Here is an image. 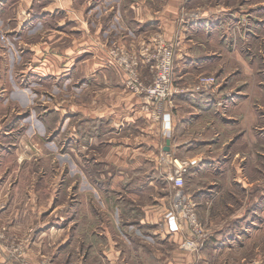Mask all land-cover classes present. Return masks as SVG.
Instances as JSON below:
<instances>
[{
  "label": "rangeland",
  "instance_id": "1",
  "mask_svg": "<svg viewBox=\"0 0 264 264\" xmlns=\"http://www.w3.org/2000/svg\"><path fill=\"white\" fill-rule=\"evenodd\" d=\"M82 1L77 0L69 6L64 0H10L0 18V217H3L0 221V264H34V261L52 260L60 249L59 242L44 244L39 240L35 245V230L51 222L65 225L71 216L74 222H80L81 212L88 210L91 214L104 209L115 211L112 202L98 201L96 195H107L108 191L110 196L121 193L122 201L127 204L128 194L133 192L140 195L134 201L136 206L144 208L150 207L149 196L156 194L159 187V184L150 187L149 181L146 183V180L140 179L137 186L130 187L131 192L128 189L114 192L110 188L104 192L97 180H107L119 174L118 171L112 172L113 134L118 136L115 138L122 145L126 144L124 141H130L129 137L135 134L133 124L122 119L114 128L110 127L111 133L102 138H97L96 132H90L84 144L80 127L87 117H83L81 109L87 108L97 116L100 103H103L99 99L104 98L101 87L106 74L96 69L97 62L100 66L108 63L121 69L126 75L124 89L146 99V107H154V113L157 104L172 101L175 95L184 91L177 83L180 75L175 60L177 41H158L152 35L150 41L131 42L130 46L113 41L111 37L101 38L97 43L94 36L88 38V43L81 37L84 23L80 7ZM169 1L173 2L178 19L188 12L186 0ZM255 2L245 0L247 21L230 30L234 31L231 37L233 53L237 51L247 59L250 77L246 79L254 85L249 91L261 94L259 101L252 103V113L257 117L252 129L260 132L258 146L262 144L263 147H258L257 151L254 148L249 153L229 155L228 158L238 162L242 160L241 167L244 164L250 169L245 177H258L260 182V178L264 179V10L248 9ZM43 11L52 14L46 16ZM42 15L46 16L43 21ZM258 16L262 22L256 23L253 18ZM95 28L90 27V32ZM167 47L172 55L173 94L167 100L154 103L148 99L143 88L151 85L162 59V48ZM97 48L102 52L101 56L93 57L92 52H87ZM143 68L148 71L147 75H143ZM240 75L237 71L233 81L235 76L238 78ZM190 77L192 79L186 84L194 83L199 93L211 92L218 85L216 75L211 73ZM204 78H212V85L200 87L199 82ZM229 102L226 99L218 103L223 114L227 110L225 107L232 106ZM75 128H78L79 134L74 133ZM71 134L77 136L72 137ZM129 145L124 148H130ZM164 159L162 155L157 156V162H160L158 168L169 181L173 170H162L163 165L167 166L163 164ZM182 161L189 164L187 159ZM190 168L189 164L183 177L182 191L186 197L189 194L184 190L190 186ZM253 180L255 182L256 178ZM246 183V192L240 186L228 187L232 191L228 211L224 210V198L209 205L208 212L213 218H204L193 198L188 197L195 204L197 224L207 234L205 242L234 244L231 249L229 246L227 250L216 253L215 258H225V264H264V182L259 186L249 185L251 181L247 180ZM192 188L199 186L195 184ZM242 193L247 195L246 202L240 198ZM175 194L172 193L170 211L174 208ZM241 201L244 202L242 212L239 211ZM217 206L222 210H217ZM234 211L240 216L232 217ZM229 215L232 218L226 217ZM12 217L13 221L8 225V219ZM61 219H67V222L60 223ZM220 227L221 232L217 231ZM226 227L229 230H224ZM241 227L247 231L241 230ZM181 230L187 233L184 224ZM186 237L180 235L179 248ZM203 246L195 254L202 252ZM82 254V249L73 244L72 249L65 252V257L68 262L72 260L73 264H77Z\"/></svg>",
  "mask_w": 264,
  "mask_h": 264
},
{
  "label": "crops",
  "instance_id": "2",
  "mask_svg": "<svg viewBox=\"0 0 264 264\" xmlns=\"http://www.w3.org/2000/svg\"><path fill=\"white\" fill-rule=\"evenodd\" d=\"M7 2L9 3L10 0H0V18ZM64 2L69 3L70 6L77 0H64ZM186 3L188 14L185 13L181 19H178L173 2L169 0H83L81 2L80 7L84 17L81 37L88 43L90 42L88 38L94 36L97 43L101 38L111 37L113 41L130 46L131 42L150 41L153 39L152 35L158 41H177L175 60L180 73L177 83L184 88V91L175 95L168 103L157 104L154 113V107H146V99L128 93L124 89L126 75L121 69L107 65L108 63L106 66L105 64L100 66L99 62L95 64L99 72L106 74L101 87L104 98L99 99V102L103 103H100L97 116L87 108L81 109V113H84L83 117H87L86 120H82L83 124L80 127L82 142L85 144L90 132H96L97 138L111 133L110 127L114 128L122 119L132 122L135 132L133 137H129L130 141H124L126 144H131L130 148H124L126 144L122 145L121 141L115 138L118 136L113 134L111 164L114 170L112 172L118 171L119 174L107 180L98 179L97 184L101 185L104 192L110 189L114 192L125 189L130 191V187L137 186L140 179L146 180V183L149 181L150 187L155 184V186L159 184V187L155 191L156 194L149 196L150 207L136 206L134 201L140 195L131 191L128 194L127 204L122 201L121 193L110 196L108 191L107 195L103 193L100 196L96 195L97 199L103 203L112 202L115 211L104 209L91 214L88 210L81 212L80 222H74L71 216V219H68L70 221L62 226L60 224L58 226L57 222L40 226L35 230L33 243L37 245L36 242L39 240L44 244L58 241L60 249L56 256L53 255L52 260L48 262L41 260L38 263L34 261V264H67L65 252L72 249L73 244L78 245L83 253L77 264L226 263L225 258L216 259V253L227 250L229 246L231 249L233 243L204 242L203 250L198 255L179 248L180 235L186 234L183 230L170 232L165 217L171 208L172 193L176 190L173 184L162 176V171L158 168L160 162H157V156L165 157L163 164L167 166L163 165L164 171L173 169L170 161L172 158L189 160L190 179L188 180L187 177L186 179L190 186L186 187L184 192L186 191L185 193L193 198L204 218L208 216L213 218L208 208L214 200L223 201L221 199L224 198V210H229L228 202L232 191L228 187L240 186L241 190L246 192L248 186L246 180L251 181L249 185L257 186L264 182L263 178H260L259 182V178L255 177L254 182L255 178L245 177L250 170L248 165L243 164L241 167L242 160L238 162L234 158H228L229 155L232 157L240 152L249 153L254 148L257 151L258 147H263L262 144L258 146L260 132L252 129L257 119L252 113V103L258 102L261 94L254 92L255 90L249 91L254 85L246 79L250 77V70L246 66L247 59L237 51L233 53L234 47L231 44L234 33L230 30L231 27L247 21L244 10L247 2L186 0ZM250 8L264 10V0H256L248 9ZM43 12L46 16L52 14L50 11ZM44 15L41 21L45 20ZM253 20L256 23L262 22L259 16ZM93 26L96 28L91 29L90 32V27ZM238 39L241 40V35ZM238 39L236 38L237 41ZM87 52H92L93 57L102 55L98 48ZM142 71L143 75H147L146 68ZM237 71L241 75L238 78L235 76L233 81L232 77ZM201 73L216 75L218 85L213 91L199 93L195 90L194 83L186 84L192 79L191 75L194 77ZM226 99H229L232 106L225 107L227 110L223 114L218 103ZM95 120L100 122L94 123ZM74 133L79 134L78 128L74 129ZM76 134H73L74 137L77 136ZM167 141L170 143L169 151L165 150ZM195 184L199 188H192ZM256 195L258 198V194ZM1 197L0 190V200ZM240 198L246 202V193H242ZM243 201L240 212L244 209ZM215 204L219 205V202L215 201ZM217 210L221 211L222 208L217 206ZM49 213L51 214V211ZM237 214L234 211L232 217L240 216ZM77 217L81 218L78 214ZM198 217L201 219L199 212ZM226 217L232 218L230 215ZM2 220L3 217H0V221ZM12 221L13 217L9 218L8 225ZM61 221L67 222V219H61L60 223ZM224 230L229 229L226 227ZM241 230L247 231L244 227H241ZM217 231L221 232V227ZM71 262L72 260L68 263Z\"/></svg>",
  "mask_w": 264,
  "mask_h": 264
},
{
  "label": "built area",
  "instance_id": "3",
  "mask_svg": "<svg viewBox=\"0 0 264 264\" xmlns=\"http://www.w3.org/2000/svg\"><path fill=\"white\" fill-rule=\"evenodd\" d=\"M172 55L167 48H162V59L157 65L154 79L151 85L145 90V94L152 102H161L167 100L172 94ZM213 83L212 78L201 79L199 84L200 87H209ZM175 91L174 94H176ZM165 159L163 160V162ZM173 174L169 179L172 182L176 194L174 197V208L166 214V222L170 232L181 231V227L184 224L187 230V237L180 244V248L184 251L196 253L200 250L204 244L207 234L203 233L199 224H197L195 216V204L189 201L182 191L183 177L189 164L182 160L172 158L170 159Z\"/></svg>",
  "mask_w": 264,
  "mask_h": 264
},
{
  "label": "water",
  "instance_id": "4",
  "mask_svg": "<svg viewBox=\"0 0 264 264\" xmlns=\"http://www.w3.org/2000/svg\"><path fill=\"white\" fill-rule=\"evenodd\" d=\"M169 144H170L169 141H167L166 142V149H165L166 151H169Z\"/></svg>",
  "mask_w": 264,
  "mask_h": 264
}]
</instances>
